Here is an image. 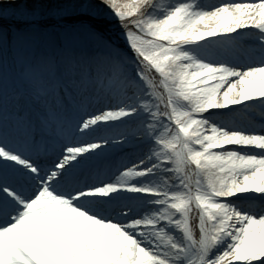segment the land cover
<instances>
[{
	"label": "snow or ice",
	"instance_id": "6c2138e0",
	"mask_svg": "<svg viewBox=\"0 0 264 264\" xmlns=\"http://www.w3.org/2000/svg\"><path fill=\"white\" fill-rule=\"evenodd\" d=\"M153 3L0 0V264H264V0Z\"/></svg>",
	"mask_w": 264,
	"mask_h": 264
},
{
	"label": "rangeland",
	"instance_id": "374dc122",
	"mask_svg": "<svg viewBox=\"0 0 264 264\" xmlns=\"http://www.w3.org/2000/svg\"><path fill=\"white\" fill-rule=\"evenodd\" d=\"M171 2H172V0H154L152 7L155 9L164 10V9H167L169 7ZM198 2H200L202 4H215V3H219L220 0H198ZM162 111H163V109H162ZM212 172L213 173L215 172L214 169L212 170ZM194 216H195V213H194ZM197 227H198V218H197Z\"/></svg>",
	"mask_w": 264,
	"mask_h": 264
},
{
	"label": "bare ground",
	"instance_id": "6f19581e",
	"mask_svg": "<svg viewBox=\"0 0 264 264\" xmlns=\"http://www.w3.org/2000/svg\"><path fill=\"white\" fill-rule=\"evenodd\" d=\"M221 139H224V137H221ZM229 139H239L241 142H243L244 139H248V138H245V137L237 138V137H235V134H233V136L229 137ZM251 139H258V138L252 137ZM233 163H236V162H233ZM214 171H215L214 174H216V170L215 169H214Z\"/></svg>",
	"mask_w": 264,
	"mask_h": 264
}]
</instances>
